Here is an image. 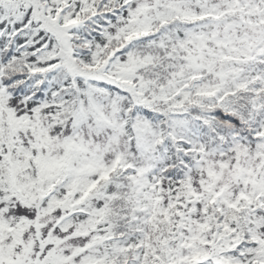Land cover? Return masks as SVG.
<instances>
[{
  "label": "snow or ice",
  "instance_id": "snow-or-ice-1",
  "mask_svg": "<svg viewBox=\"0 0 264 264\" xmlns=\"http://www.w3.org/2000/svg\"><path fill=\"white\" fill-rule=\"evenodd\" d=\"M0 264H264V0H0Z\"/></svg>",
  "mask_w": 264,
  "mask_h": 264
}]
</instances>
